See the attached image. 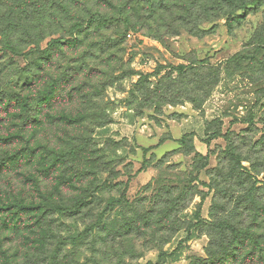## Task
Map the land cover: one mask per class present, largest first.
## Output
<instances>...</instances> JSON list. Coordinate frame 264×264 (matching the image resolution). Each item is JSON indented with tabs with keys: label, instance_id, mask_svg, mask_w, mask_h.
<instances>
[{
	"label": "rangeland",
	"instance_id": "obj_1",
	"mask_svg": "<svg viewBox=\"0 0 264 264\" xmlns=\"http://www.w3.org/2000/svg\"><path fill=\"white\" fill-rule=\"evenodd\" d=\"M168 2L0 0L46 36L0 35V80L31 61L0 114V207L33 208L0 213L13 264H241L234 232L264 234V0Z\"/></svg>",
	"mask_w": 264,
	"mask_h": 264
},
{
	"label": "trees",
	"instance_id": "obj_2",
	"mask_svg": "<svg viewBox=\"0 0 264 264\" xmlns=\"http://www.w3.org/2000/svg\"><path fill=\"white\" fill-rule=\"evenodd\" d=\"M123 3V6L129 7L132 3L135 2H143L150 6V8L155 9L154 12H168L171 13L172 7L169 4L168 0H120ZM160 3V7H155L156 3ZM155 7V8H154ZM28 13L32 14H41L40 9L37 7H31L28 10ZM211 15V14H209ZM231 15V14H230ZM212 20L211 16H206L205 20L201 21H195V24L193 25L187 24V22H182V25L184 27H194V26H200L199 23L209 22ZM45 24L43 21H37L32 24H26L22 25L17 22H8V23H1L0 22V35L2 37V42L7 47L8 51H11L17 56H20L23 52L25 53L28 51V49L32 46H37L41 41L45 40ZM19 34V36H17ZM47 51H41V50H30L27 54L28 58L35 57L37 58V61L35 64L37 65V68L43 67V59L47 56ZM31 61L27 59V67L23 69H15V68H7L6 70L9 71V74L4 76L0 80V114L5 112L6 114H12L15 113V110L21 111L23 107L28 105V102H26V95H24V91H17L13 85L15 81H17L15 84L19 83L20 81H23V79H29L28 74L30 73V67ZM4 72V71H3ZM2 70H0V75L3 74ZM30 76V74H29ZM34 78L38 79V83H40V77L34 76ZM33 78V79H34ZM20 79V80H19ZM7 80V83H6ZM24 84V83H23ZM26 89L30 88L27 84H24ZM35 85V84H33ZM22 112V111H21ZM21 114V113H20ZM12 139V136H8L7 138H3L0 136V143L3 144L2 146L7 145L10 143ZM33 208L20 204V203H8L4 206L0 207V213H9L14 212L17 214H21L24 212H28L32 210ZM236 237H239V241L242 242V246L238 248V246H235L234 250L231 251L230 255L232 257L236 258H243L245 262H248L250 260L255 264L256 260H258L259 264H264V245L260 244L263 243L264 240V234L261 231L258 230H252L250 227L247 229L241 228L240 230H236L234 232ZM252 243V246L249 248V245ZM238 253V254H236ZM215 251H213V243L210 244V250H209V260L203 263L206 264H224V261H217L216 259ZM0 257L4 259V264H13L12 259L9 255V253H6L3 251L2 243L0 242ZM243 261V262H244ZM243 262L241 264H243Z\"/></svg>",
	"mask_w": 264,
	"mask_h": 264
},
{
	"label": "built area",
	"instance_id": "obj_3",
	"mask_svg": "<svg viewBox=\"0 0 264 264\" xmlns=\"http://www.w3.org/2000/svg\"><path fill=\"white\" fill-rule=\"evenodd\" d=\"M129 37H131V35H128Z\"/></svg>",
	"mask_w": 264,
	"mask_h": 264
}]
</instances>
